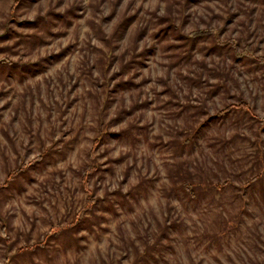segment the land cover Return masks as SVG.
<instances>
[{
	"label": "rangeland",
	"instance_id": "rangeland-1",
	"mask_svg": "<svg viewBox=\"0 0 264 264\" xmlns=\"http://www.w3.org/2000/svg\"><path fill=\"white\" fill-rule=\"evenodd\" d=\"M205 27L237 44L188 38ZM246 45L264 55V0H0V264H264V66ZM240 101L257 118L216 117Z\"/></svg>",
	"mask_w": 264,
	"mask_h": 264
},
{
	"label": "trees",
	"instance_id": "trees-1",
	"mask_svg": "<svg viewBox=\"0 0 264 264\" xmlns=\"http://www.w3.org/2000/svg\"><path fill=\"white\" fill-rule=\"evenodd\" d=\"M205 37H211L214 41V44L216 46H220V47L226 46L229 44H231V45L237 44V41L234 38L222 40L220 38L218 30L214 27L199 28V29H196L194 31H191L188 34V38H190V39H198V38H205ZM235 55L238 58H247V59L255 61L259 65L264 66V55H257L256 52L252 48H249L247 45L241 51H238L237 49H235ZM3 62L8 64V65H10V63H12L11 61L4 60V59L1 60V63H3ZM234 110L245 111V112L251 114L252 117L257 118L256 114L253 112L252 108L250 107V104L246 101H240L239 103H230V104L226 105L223 109L221 108L220 110H218L216 112V117L225 116ZM261 121L264 122V118H262ZM101 140H102L101 136H98L93 140V145H92V149L89 153V157L91 158L92 161H94V164L87 165L85 167L84 171L82 172V176H81L82 186H83L84 190H86V191H90L89 185H90L91 177L97 172V170L99 168V166L96 163L94 153H95V150L100 145ZM43 159H44V157L42 155H39V156L35 157L34 159H32L31 161L23 163L22 166H20L16 170L10 171L6 177V181L2 185L7 186V184L12 179H14L16 176H18L20 173L24 172L30 166H32L38 162H41ZM246 185H250V183H248ZM184 187L188 191L191 190V187L189 186V184H185ZM96 202H97L96 199H91V197H88V199L86 200V203L74 215L73 220L71 222H68L62 226L60 225V226L52 227L49 230L48 235L57 236L61 233H64L65 231H68V230L70 231V230L78 227L83 222V220L85 219L86 213L91 212L93 210V207L95 206ZM4 227H3V232H5ZM40 245H42V244H40ZM36 248H37V244L27 245V246L21 247L19 249V252L34 251V250H36Z\"/></svg>",
	"mask_w": 264,
	"mask_h": 264
}]
</instances>
